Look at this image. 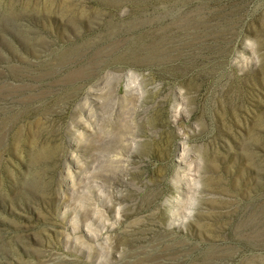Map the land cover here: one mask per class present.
Listing matches in <instances>:
<instances>
[{
    "label": "rangeland",
    "instance_id": "374dc122",
    "mask_svg": "<svg viewBox=\"0 0 264 264\" xmlns=\"http://www.w3.org/2000/svg\"><path fill=\"white\" fill-rule=\"evenodd\" d=\"M0 264H264V0H0Z\"/></svg>",
    "mask_w": 264,
    "mask_h": 264
}]
</instances>
